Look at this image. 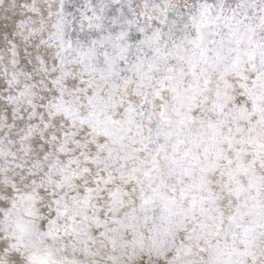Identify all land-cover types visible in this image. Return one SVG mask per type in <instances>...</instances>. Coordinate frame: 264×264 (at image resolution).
I'll use <instances>...</instances> for the list:
<instances>
[{
	"label": "snow or ice",
	"instance_id": "6c2138e0",
	"mask_svg": "<svg viewBox=\"0 0 264 264\" xmlns=\"http://www.w3.org/2000/svg\"><path fill=\"white\" fill-rule=\"evenodd\" d=\"M0 264H264V0H0Z\"/></svg>",
	"mask_w": 264,
	"mask_h": 264
}]
</instances>
